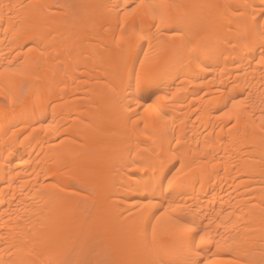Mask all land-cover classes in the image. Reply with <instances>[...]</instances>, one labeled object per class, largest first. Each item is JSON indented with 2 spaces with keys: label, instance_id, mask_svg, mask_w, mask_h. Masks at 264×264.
<instances>
[{
  "label": "bare ground",
  "instance_id": "bare-ground-1",
  "mask_svg": "<svg viewBox=\"0 0 264 264\" xmlns=\"http://www.w3.org/2000/svg\"><path fill=\"white\" fill-rule=\"evenodd\" d=\"M109 2L114 0H0L4 5L14 6L11 15L7 8L0 15V25L7 29V32L0 29V52L7 55L12 51L19 38L13 29L19 31L23 25V40L38 39L47 47L51 62L60 68L54 84L44 85L35 94L32 89L27 92L29 109L35 105L31 122L44 118L51 122L55 114L52 128L45 132L37 127L28 138L31 147L19 148L18 154L8 157L21 172L19 176H9L14 181L11 189L0 187V208L4 193L10 191L16 198L11 205V219L7 213L0 219V236H3L0 246L18 243L22 231L32 230L37 238L42 235L47 245L38 264L65 256L80 258L81 253L93 260L118 258L128 242L119 210L113 207L114 201L109 197L117 169L127 161L129 151L137 156L139 149L128 142L123 123L109 100L107 81L111 68L106 61V50L113 45L111 31L102 26L105 15L102 5ZM183 2L190 6L194 20L215 31L222 40L240 39L234 30L237 26L221 21L212 6L243 0ZM37 4L44 7L34 11L30 6ZM225 46L221 44V48ZM228 71L236 70L229 68ZM236 81L239 83L233 89ZM215 87H229L236 95L244 90L246 95L250 94L246 104L236 109L239 124L225 127L229 121L220 120L217 115L210 117L191 95L200 91V86L189 84L177 96L188 99L172 110L170 123L175 121V125L169 135L181 140L186 153L199 147L201 155L212 154L203 174L188 190L192 198L187 203L200 205L212 217L216 215L209 212L212 207L217 211L227 210L222 219L228 225L229 241L240 246L241 259L259 264L264 249V188L261 187L264 140L259 134H253V127L259 126L264 109V77L259 73L232 76L223 82L217 81ZM253 113L257 118L255 125ZM22 119L10 118L9 122ZM4 126L0 120V138ZM56 128L59 132L53 134ZM23 132H31V128L21 123L16 135ZM21 156L26 162H21ZM44 172L48 173L47 180ZM4 179V163L0 161V185ZM45 183L49 186L44 187ZM41 193L46 195L42 197ZM216 230L213 225V232ZM218 230L225 232L224 227ZM248 240L252 241V248L246 246Z\"/></svg>",
  "mask_w": 264,
  "mask_h": 264
},
{
  "label": "snow or ice",
  "instance_id": "snow-or-ice-1",
  "mask_svg": "<svg viewBox=\"0 0 264 264\" xmlns=\"http://www.w3.org/2000/svg\"><path fill=\"white\" fill-rule=\"evenodd\" d=\"M13 7L0 3V15L5 8L11 15ZM30 7L39 11L44 6ZM102 7L105 9L102 26L111 31L114 48L106 50L111 68L107 81L109 100L123 123L128 142L139 149L137 156L129 151L127 161L117 169L109 197L119 210L128 242L118 258L93 260L81 253L80 258L65 256L58 261L48 260L47 264H256L254 260L241 259L240 246L229 241L228 225L222 219L227 210L212 207L209 212L216 213L212 217L200 205L187 203L192 198L188 190L203 174L212 154L201 155L199 147L186 153L181 140L169 132L175 125V121L170 123L172 110L188 99L177 96L189 84L200 86V91L191 95L210 117L217 115L220 120L229 121L225 127L239 124L236 109L246 104L250 94L246 95L244 90L236 95L229 87L216 88L215 83L232 76L247 77L250 73L264 77V0L212 6L221 21L237 26L234 29L240 38L237 42L222 40L215 31L194 20L190 6L183 0H114ZM0 29L7 32L3 25ZM13 32L19 37L16 46L7 55L0 52V120L5 125L0 138L5 179L0 187L8 189L14 182L9 176H19L21 172L8 157L18 154L19 148L31 147L28 138L37 127L46 132L56 119L53 114L51 122L46 118L31 122L35 105L29 109L27 92L32 89L35 94L44 85L54 84L60 72L51 62L47 47L38 39L23 40V25ZM222 43L225 48H221ZM229 68L236 71H228ZM237 83H233V89ZM17 117L24 119L9 122ZM256 119L253 113V125ZM21 123L31 128V132L16 135ZM58 132V128L53 129V134ZM253 134L264 140V109ZM20 159L26 162L23 156ZM43 175L47 180L48 173ZM37 183L40 184L39 177ZM15 199L10 191L3 194L0 219L5 213L11 219ZM221 227L225 232L218 230ZM46 247L42 235L37 238L32 230L22 231L18 243L0 246V264H38ZM259 264H264V249Z\"/></svg>",
  "mask_w": 264,
  "mask_h": 264
},
{
  "label": "rangeland",
  "instance_id": "rangeland-1",
  "mask_svg": "<svg viewBox=\"0 0 264 264\" xmlns=\"http://www.w3.org/2000/svg\"><path fill=\"white\" fill-rule=\"evenodd\" d=\"M248 241H249V240H248ZM248 241L246 242V243H247L246 246L252 248V244H253L252 241H251V242H250V241L248 242ZM243 245L245 246V243H244Z\"/></svg>",
  "mask_w": 264,
  "mask_h": 264
}]
</instances>
